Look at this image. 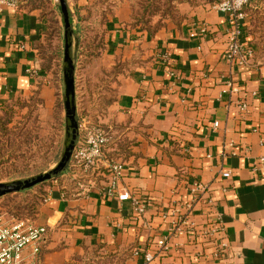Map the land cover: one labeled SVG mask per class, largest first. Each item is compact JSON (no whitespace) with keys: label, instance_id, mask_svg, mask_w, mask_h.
Wrapping results in <instances>:
<instances>
[{"label":"crops","instance_id":"obj_1","mask_svg":"<svg viewBox=\"0 0 264 264\" xmlns=\"http://www.w3.org/2000/svg\"><path fill=\"white\" fill-rule=\"evenodd\" d=\"M41 5L21 0L0 14V105L36 89L51 105L52 80L39 53L47 30ZM129 20L123 6L105 25L106 57L134 66L110 108L104 160L87 174L73 167L54 181L32 219L47 229L43 264H86L93 250L113 264H206L182 237L157 251L169 226L163 215L192 200L194 182L220 202L230 244L223 264H264V176L254 168L264 156V51L245 36L253 58L230 64L229 18L214 6L197 7L180 27L154 35ZM112 159L124 163L121 186L145 204L142 215L130 201L101 196ZM226 171L231 178H222ZM203 211L198 204L195 218ZM148 253L155 255L150 263Z\"/></svg>","mask_w":264,"mask_h":264},{"label":"rangeland","instance_id":"obj_2","mask_svg":"<svg viewBox=\"0 0 264 264\" xmlns=\"http://www.w3.org/2000/svg\"><path fill=\"white\" fill-rule=\"evenodd\" d=\"M66 1L70 11L80 146L87 133L94 129L103 130L109 137L108 145L111 143L107 123L110 108L117 100L120 78L134 66L129 60L106 57L105 25L120 8L126 7L131 25L154 35L162 28L180 27L197 7L214 6L219 0ZM42 4L47 30L39 53L45 73L52 80V101L48 106L41 90L36 89L0 105V184L26 182L54 170L62 160L68 140L65 24L58 0H45ZM245 12L244 37H249L257 51H264V0H254ZM72 167L71 162L67 174ZM53 182L1 197L0 214L32 220ZM86 264H113V259L93 250Z\"/></svg>","mask_w":264,"mask_h":264},{"label":"built area","instance_id":"obj_3","mask_svg":"<svg viewBox=\"0 0 264 264\" xmlns=\"http://www.w3.org/2000/svg\"><path fill=\"white\" fill-rule=\"evenodd\" d=\"M20 1L0 0V14L6 8L17 9ZM253 1L220 0L214 5L215 9L228 15L229 18L226 59L232 65L246 66L254 55L244 41L247 20L245 9ZM191 36L196 35L194 33ZM230 88L233 89V85H230ZM239 107L245 111L248 104L243 101ZM214 126L219 127V123L216 122ZM108 143L109 137L103 130L89 131L83 144L78 146L73 154V167L82 169L85 174L89 173L104 160V149ZM124 168V163L119 160L112 159L107 162L108 181L102 187L101 196L105 200L130 201L136 212L142 215L146 209L145 204L138 196L121 186ZM254 168L259 169L264 176V156L257 160ZM222 178H231V173L229 171L222 173ZM80 180L78 177L74 179L78 187H83L84 183ZM89 185L88 192L91 186L96 187L92 182ZM191 193L193 196L191 201L180 204L169 214L163 215L164 220L169 219V226L166 235L157 242L158 254L162 253L170 239L182 237L199 249L198 253L206 260V264H223L230 244L225 235L220 202L213 197L208 185L199 182L192 184ZM198 204L204 207L201 218H195L194 214ZM46 234L47 229L36 225L31 219L6 218L5 214H0V264H43L41 250ZM154 259L153 253L145 256L147 263Z\"/></svg>","mask_w":264,"mask_h":264},{"label":"water","instance_id":"obj_4","mask_svg":"<svg viewBox=\"0 0 264 264\" xmlns=\"http://www.w3.org/2000/svg\"><path fill=\"white\" fill-rule=\"evenodd\" d=\"M60 2L61 13L65 24V54H64V84H65V108L69 121L67 126V144L62 160L59 165L49 173L28 180L26 182H16L9 184H0V198L9 194L30 190L35 186L49 181L60 179L68 170L72 162L74 151L79 144V121L76 110V93H75V65L71 57L72 33L70 22V11L66 0Z\"/></svg>","mask_w":264,"mask_h":264},{"label":"trees","instance_id":"obj_5","mask_svg":"<svg viewBox=\"0 0 264 264\" xmlns=\"http://www.w3.org/2000/svg\"><path fill=\"white\" fill-rule=\"evenodd\" d=\"M40 1H41V4H42V2L45 1V0H40ZM219 2H220V0L218 1V3H219ZM43 5H44V4H42L41 6L43 7ZM43 70L45 71V67H44V66H43ZM65 174H66V173H65ZM65 174H64V175H65ZM64 175H63L60 179H58V180H56V181H60V180L64 177ZM52 182H53V181H52Z\"/></svg>","mask_w":264,"mask_h":264}]
</instances>
